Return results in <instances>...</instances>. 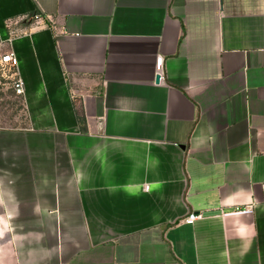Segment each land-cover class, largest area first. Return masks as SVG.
<instances>
[{
  "label": "crops",
  "instance_id": "crops-1",
  "mask_svg": "<svg viewBox=\"0 0 264 264\" xmlns=\"http://www.w3.org/2000/svg\"><path fill=\"white\" fill-rule=\"evenodd\" d=\"M34 16L0 264H264V0H0Z\"/></svg>",
  "mask_w": 264,
  "mask_h": 264
},
{
  "label": "rangeland",
  "instance_id": "rangeland-1",
  "mask_svg": "<svg viewBox=\"0 0 264 264\" xmlns=\"http://www.w3.org/2000/svg\"><path fill=\"white\" fill-rule=\"evenodd\" d=\"M39 16L0 24V62L9 50L10 40L43 24ZM15 70L0 63V129H23L28 125L24 101L13 89Z\"/></svg>",
  "mask_w": 264,
  "mask_h": 264
},
{
  "label": "built area",
  "instance_id": "built-area-1",
  "mask_svg": "<svg viewBox=\"0 0 264 264\" xmlns=\"http://www.w3.org/2000/svg\"><path fill=\"white\" fill-rule=\"evenodd\" d=\"M164 62V58L163 57H159L157 59L156 62V69H157V76H160V81L162 78V67H163V63ZM1 65L4 66H9L10 68L15 70V80L13 82V89L16 92V94H18L19 96L23 97L24 96V92H25V86L24 83L22 81V79L19 77L18 71H17V66H16V59H15V54L12 50H8L3 57L1 58ZM202 215L201 214H196V213H191L188 218L186 219V223L187 224H192L195 221H197L199 218H201Z\"/></svg>",
  "mask_w": 264,
  "mask_h": 264
},
{
  "label": "water",
  "instance_id": "water-1",
  "mask_svg": "<svg viewBox=\"0 0 264 264\" xmlns=\"http://www.w3.org/2000/svg\"><path fill=\"white\" fill-rule=\"evenodd\" d=\"M156 83H160V76L156 77ZM184 148V147H183Z\"/></svg>",
  "mask_w": 264,
  "mask_h": 264
}]
</instances>
